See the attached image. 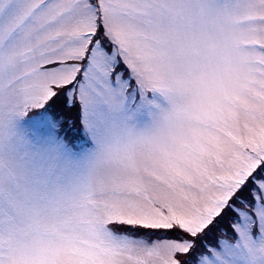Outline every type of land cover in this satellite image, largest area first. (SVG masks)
<instances>
[{
  "label": "snow or ice",
  "instance_id": "1",
  "mask_svg": "<svg viewBox=\"0 0 264 264\" xmlns=\"http://www.w3.org/2000/svg\"><path fill=\"white\" fill-rule=\"evenodd\" d=\"M0 264H264V0H0Z\"/></svg>",
  "mask_w": 264,
  "mask_h": 264
}]
</instances>
